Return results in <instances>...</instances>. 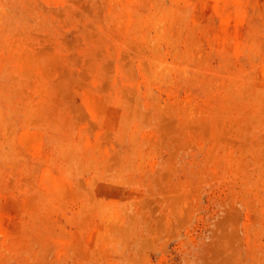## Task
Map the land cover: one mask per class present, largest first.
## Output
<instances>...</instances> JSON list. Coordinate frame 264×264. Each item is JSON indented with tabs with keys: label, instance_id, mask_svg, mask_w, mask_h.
<instances>
[{
	"label": "rangeland",
	"instance_id": "obj_1",
	"mask_svg": "<svg viewBox=\"0 0 264 264\" xmlns=\"http://www.w3.org/2000/svg\"><path fill=\"white\" fill-rule=\"evenodd\" d=\"M0 264H264V0H0Z\"/></svg>",
	"mask_w": 264,
	"mask_h": 264
}]
</instances>
